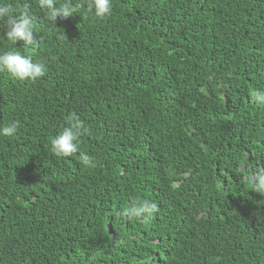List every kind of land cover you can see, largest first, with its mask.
<instances>
[{"label":"trees","instance_id":"obj_1","mask_svg":"<svg viewBox=\"0 0 264 264\" xmlns=\"http://www.w3.org/2000/svg\"><path fill=\"white\" fill-rule=\"evenodd\" d=\"M27 2L37 43L0 52L46 75L0 72V264H264V0H112L50 21ZM65 0H58L61 7ZM75 113L81 151L51 139ZM148 199V221L122 213Z\"/></svg>","mask_w":264,"mask_h":264},{"label":"clouds","instance_id":"obj_2","mask_svg":"<svg viewBox=\"0 0 264 264\" xmlns=\"http://www.w3.org/2000/svg\"><path fill=\"white\" fill-rule=\"evenodd\" d=\"M58 0H39V6L49 13L50 21L54 22L58 17L67 19L80 11V4H73L72 0H65L63 6H57ZM87 10L93 12L97 18L110 16L113 9L112 0H88ZM0 21H3L7 31L4 36L9 43H17L22 40L24 44L33 46L37 43L35 18L30 13V5L25 2L21 8L14 7L6 0H0ZM8 72L22 81H36L46 75V66L40 60H34L30 55L21 54L18 51L0 52V72ZM254 97L258 103L264 104V91H257ZM20 128L19 121H10L0 127V136L14 137ZM83 132V121L75 113L66 118V126L51 139V151L57 157H72L79 153L80 160L85 167L96 166V160L88 153L81 151L80 138ZM245 168V176L252 174L251 189L253 192L264 196V167ZM158 211V205L148 199L133 202L122 215L128 218L136 217L148 221ZM137 264H144L138 261Z\"/></svg>","mask_w":264,"mask_h":264}]
</instances>
